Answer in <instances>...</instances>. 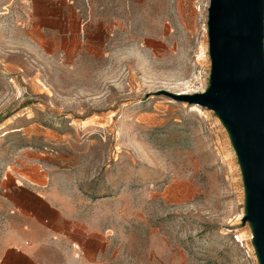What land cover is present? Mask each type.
Wrapping results in <instances>:
<instances>
[{
  "label": "rangeland",
  "instance_id": "obj_1",
  "mask_svg": "<svg viewBox=\"0 0 264 264\" xmlns=\"http://www.w3.org/2000/svg\"><path fill=\"white\" fill-rule=\"evenodd\" d=\"M208 5L0 0V252L42 186L106 233L92 264H259L228 131L161 92L207 88Z\"/></svg>",
  "mask_w": 264,
  "mask_h": 264
},
{
  "label": "water",
  "instance_id": "obj_2",
  "mask_svg": "<svg viewBox=\"0 0 264 264\" xmlns=\"http://www.w3.org/2000/svg\"><path fill=\"white\" fill-rule=\"evenodd\" d=\"M206 25V90L161 92L212 109L228 131L243 178V222L264 264V0H209Z\"/></svg>",
  "mask_w": 264,
  "mask_h": 264
},
{
  "label": "crops",
  "instance_id": "obj_3",
  "mask_svg": "<svg viewBox=\"0 0 264 264\" xmlns=\"http://www.w3.org/2000/svg\"><path fill=\"white\" fill-rule=\"evenodd\" d=\"M26 189L28 200L16 204L24 217V230L16 231L4 246L0 264H44L45 248L69 264L100 262L107 235L95 227L88 213L78 209L77 202L42 186Z\"/></svg>",
  "mask_w": 264,
  "mask_h": 264
},
{
  "label": "built area",
  "instance_id": "obj_4",
  "mask_svg": "<svg viewBox=\"0 0 264 264\" xmlns=\"http://www.w3.org/2000/svg\"><path fill=\"white\" fill-rule=\"evenodd\" d=\"M201 77L202 73L200 70H198L193 82L185 85V92L183 93L192 94L197 92H203L206 89V85H203Z\"/></svg>",
  "mask_w": 264,
  "mask_h": 264
},
{
  "label": "bare ground",
  "instance_id": "obj_5",
  "mask_svg": "<svg viewBox=\"0 0 264 264\" xmlns=\"http://www.w3.org/2000/svg\"><path fill=\"white\" fill-rule=\"evenodd\" d=\"M183 92H185V91L183 90Z\"/></svg>",
  "mask_w": 264,
  "mask_h": 264
}]
</instances>
